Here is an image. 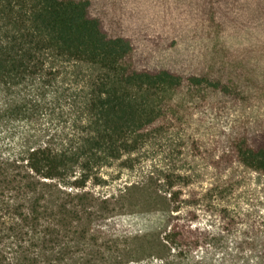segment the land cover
<instances>
[{
  "label": "trees",
  "instance_id": "trees-1",
  "mask_svg": "<svg viewBox=\"0 0 264 264\" xmlns=\"http://www.w3.org/2000/svg\"><path fill=\"white\" fill-rule=\"evenodd\" d=\"M234 169L264 175V0H0V264H264Z\"/></svg>",
  "mask_w": 264,
  "mask_h": 264
},
{
  "label": "rangeland",
  "instance_id": "rangeland-1",
  "mask_svg": "<svg viewBox=\"0 0 264 264\" xmlns=\"http://www.w3.org/2000/svg\"><path fill=\"white\" fill-rule=\"evenodd\" d=\"M149 165L150 163H147L145 166ZM197 168L201 173L205 171L204 164L199 163ZM108 173H112L113 176L116 177L118 169L114 168ZM130 176L131 174L123 172L121 177H117L119 180L110 184V189L106 191L110 193L123 186L125 182L129 181ZM230 177V179L233 180L229 186L231 188V193L228 194L226 198H223L221 203L233 209L251 212L252 218L257 216L262 217L264 220V175L244 169H234ZM226 184L229 183L227 182ZM96 191L99 192L102 191V189H96Z\"/></svg>",
  "mask_w": 264,
  "mask_h": 264
}]
</instances>
